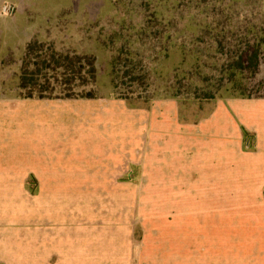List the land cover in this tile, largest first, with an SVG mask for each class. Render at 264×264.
Returning <instances> with one entry per match:
<instances>
[{
	"label": "rangeland",
	"instance_id": "obj_1",
	"mask_svg": "<svg viewBox=\"0 0 264 264\" xmlns=\"http://www.w3.org/2000/svg\"><path fill=\"white\" fill-rule=\"evenodd\" d=\"M263 14L264 0H0V98L35 89L36 97L84 99L76 107L100 111L92 125L104 123L111 146V178L63 182L75 189L57 197L48 221L47 183L31 184L32 239L46 230L64 237L89 230L95 264H264L260 246L248 244L246 198L232 196L230 157H223L217 196H206L204 182L174 187L166 179L172 127L179 119L194 123L231 98L203 97L202 82L220 83L215 68L225 63L215 36L226 35L229 47V30L240 32L230 24L258 22ZM193 19L204 26H188ZM24 73L35 83L26 90L19 87ZM240 80L244 93L264 96V56ZM70 106L26 102L32 163L63 140L55 131L61 121L69 125ZM228 137L224 153L233 144ZM39 247L32 244V257Z\"/></svg>",
	"mask_w": 264,
	"mask_h": 264
},
{
	"label": "crops",
	"instance_id": "obj_2",
	"mask_svg": "<svg viewBox=\"0 0 264 264\" xmlns=\"http://www.w3.org/2000/svg\"><path fill=\"white\" fill-rule=\"evenodd\" d=\"M32 100L67 102L72 110L69 125L61 121L55 131L63 140L52 142L34 163L31 111L25 107ZM225 100L194 123L179 119L183 123L169 130L166 179L174 187L180 182H204L206 196H217L223 157H230L232 189L236 190L232 196L246 198L248 244L259 245L264 255V96ZM79 101L87 102L36 96L0 98V264H95L94 240L86 236L89 230L79 235L76 228L65 237L52 230H46L43 237L31 236L32 183H47L42 185L48 198L44 200L48 221L54 217L52 210L56 213L57 197L75 189L67 183L63 187V182L111 178L108 132L104 123L98 128L92 125L100 111L90 104L78 109L75 102ZM228 135L233 144L224 153L223 137ZM32 244L40 245L34 257Z\"/></svg>",
	"mask_w": 264,
	"mask_h": 264
},
{
	"label": "trees",
	"instance_id": "obj_3",
	"mask_svg": "<svg viewBox=\"0 0 264 264\" xmlns=\"http://www.w3.org/2000/svg\"><path fill=\"white\" fill-rule=\"evenodd\" d=\"M264 14L262 15V20L255 22L256 20L246 19L234 23L231 28L235 27L239 29L238 34H233L229 30V38H232L231 44L225 45V39L228 38L226 35H216L215 45L217 51L224 56V65L221 68H215L219 72L218 80L220 83H212L206 85L202 82V87L204 89V99H214L217 95L224 97L226 93L229 97H239V98H250L254 97L244 93L240 88L241 80L240 78L248 73H254L260 66L262 57L264 56ZM221 21V19H219ZM214 21L217 28L221 27L222 21ZM193 19L188 26L192 25ZM231 22V19L229 20ZM232 23V22H231ZM197 26L202 27L204 24L198 23L192 25L193 28ZM211 26V24L209 25ZM241 30L243 32H241ZM59 67H62L61 60L55 59ZM58 62V63H57ZM195 71L198 70V66L195 67ZM93 76L96 75V68L93 65L89 70ZM31 84H35L33 81L27 79L26 73L21 74L19 87L26 90ZM35 89H30L29 93L25 97H34ZM43 91V90H42ZM230 91H241L239 94L231 93ZM38 97L44 98L42 92L38 93Z\"/></svg>",
	"mask_w": 264,
	"mask_h": 264
}]
</instances>
